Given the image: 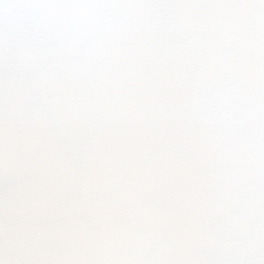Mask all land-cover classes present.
<instances>
[{"label": "snow or ice", "instance_id": "obj_1", "mask_svg": "<svg viewBox=\"0 0 264 264\" xmlns=\"http://www.w3.org/2000/svg\"><path fill=\"white\" fill-rule=\"evenodd\" d=\"M0 264H264V0H0Z\"/></svg>", "mask_w": 264, "mask_h": 264}]
</instances>
